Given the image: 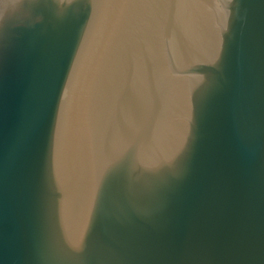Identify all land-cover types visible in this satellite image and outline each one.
Returning <instances> with one entry per match:
<instances>
[{
	"label": "water",
	"instance_id": "obj_1",
	"mask_svg": "<svg viewBox=\"0 0 264 264\" xmlns=\"http://www.w3.org/2000/svg\"><path fill=\"white\" fill-rule=\"evenodd\" d=\"M0 264H264V0H0Z\"/></svg>",
	"mask_w": 264,
	"mask_h": 264
}]
</instances>
